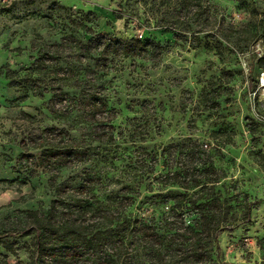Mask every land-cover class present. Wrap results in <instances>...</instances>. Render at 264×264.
I'll use <instances>...</instances> for the list:
<instances>
[{
    "label": "rangeland",
    "instance_id": "374dc122",
    "mask_svg": "<svg viewBox=\"0 0 264 264\" xmlns=\"http://www.w3.org/2000/svg\"><path fill=\"white\" fill-rule=\"evenodd\" d=\"M5 1L0 0V158L9 169L6 180L19 181L0 184V226L16 229L24 212L47 209L55 198L49 180L64 184L69 196L86 179L80 196L106 203L138 227L153 224L167 233L171 204L158 196L170 188L159 176L185 169L189 144L206 143L224 176L214 192L231 208L217 236L220 258L207 264H264V171L257 164L260 151L264 156V125L256 132V146L247 127L258 104L264 112V95L256 88L253 96L249 83L250 67L254 81L264 73V0L188 1V10L181 9L182 0ZM9 3L11 11L5 13ZM53 3L70 11L55 13L49 8ZM89 11L97 16L98 32L166 46L158 66L146 59L113 58L106 73L80 70L87 88L93 85L108 104L96 120L78 104L52 101L47 93L40 97L46 84L33 90L13 87L5 76L9 70L12 80L23 84L37 50H55L52 44L74 28L68 18L93 27ZM199 28L205 31L197 34ZM191 34L198 35L199 45L191 44ZM62 44L60 65L72 57L70 43ZM73 86L63 89L76 95ZM47 128L65 130L84 153L75 165L60 171L42 167L38 150L28 153L34 159L19 160L20 142L54 141ZM205 193L197 196L202 200ZM121 199L123 205L132 201L124 211ZM247 205L251 212L244 218ZM8 240L13 252L2 250L0 264H28L30 237Z\"/></svg>",
    "mask_w": 264,
    "mask_h": 264
},
{
    "label": "trees",
    "instance_id": "16d2710c",
    "mask_svg": "<svg viewBox=\"0 0 264 264\" xmlns=\"http://www.w3.org/2000/svg\"><path fill=\"white\" fill-rule=\"evenodd\" d=\"M188 1L200 5L203 0H182L181 9L188 10ZM49 8L55 13L62 12L65 15L70 11L57 3H53ZM2 11L9 13L11 3L3 7ZM86 17H91L93 27L83 24V21L77 26L80 20L68 18L74 28L63 35L59 44H52L56 49L48 52L44 47H40L37 50L36 58L28 69L23 84L14 82L13 73L9 70L5 72V76L9 75L7 79L13 87L29 86L33 90L46 84L38 93L40 97L47 93L52 101L59 99L58 101L67 100L74 105L78 104L81 111L96 120L97 115L108 111V104L93 85L87 88V82L79 76L80 70H102L106 73L108 60L113 58L146 59L151 61L153 66H158L166 46L153 39H120L107 32H98L95 13L89 11ZM204 29L199 28L195 32L198 34L205 31ZM197 34L190 36V42L195 46L200 43ZM63 42L70 43L72 57L60 65L59 48H62ZM260 61L262 66L264 57ZM249 69V83L254 92L260 76L254 81L251 76L252 67ZM50 82L53 85H50ZM70 82L77 84L73 88L78 90V94L64 91L63 86ZM257 110V115L264 119L260 104ZM247 119L252 143L256 146L259 140L255 135L264 122L256 118ZM44 132L47 137L53 135L54 141H33L30 146L20 142L18 147L21 152L18 158L21 162L34 159L28 153L30 150H38L40 153L36 159L42 167L60 171L75 165L84 154L78 150L74 140L65 130L47 128ZM212 135L217 137L218 133ZM109 137L112 141L113 136ZM205 144L190 143L187 147L188 166L159 176L165 186L170 188L158 196L162 204H171L168 208L171 220L167 222V233H159L153 224L138 227L127 217L121 216L117 208L114 212L102 201L92 202L80 196L84 195L86 179L72 188L70 195L66 196V186L57 184L53 178L49 180V186L53 189L55 198L47 209L24 212L25 223H18L16 229L0 226V255L2 250L13 252V242H10L8 237L17 235L30 237L27 248L28 264H133L134 260L137 264H207L212 261L213 256L220 258L217 236L224 217L231 208L214 192L215 185L224 176L211 162L212 148L208 146L204 149ZM257 161L264 171L262 151L259 152ZM17 181L19 180L2 182L11 184ZM205 190V197L201 200L197 195ZM123 199L119 205H123ZM131 204L130 200L119 209L124 211ZM250 212L251 207L247 205L243 212L244 218H248ZM93 217L97 219L94 225L88 222L89 218ZM111 248L113 251L109 254L107 251Z\"/></svg>",
    "mask_w": 264,
    "mask_h": 264
},
{
    "label": "built area",
    "instance_id": "2783aa9c",
    "mask_svg": "<svg viewBox=\"0 0 264 264\" xmlns=\"http://www.w3.org/2000/svg\"><path fill=\"white\" fill-rule=\"evenodd\" d=\"M3 3H6V1L3 0ZM256 90L264 95V73H262L258 79V86ZM255 95H256V92L253 93V96ZM256 119L264 122V119L260 118L258 115H256ZM208 146L209 145L205 144L203 147L204 149H207Z\"/></svg>",
    "mask_w": 264,
    "mask_h": 264
},
{
    "label": "crops",
    "instance_id": "0c3cea01",
    "mask_svg": "<svg viewBox=\"0 0 264 264\" xmlns=\"http://www.w3.org/2000/svg\"><path fill=\"white\" fill-rule=\"evenodd\" d=\"M1 145H0V150H1ZM8 167H7V163L3 162L0 158V184H4V182H2L3 180H6V176L8 174ZM2 209H0V213H1Z\"/></svg>",
    "mask_w": 264,
    "mask_h": 264
}]
</instances>
